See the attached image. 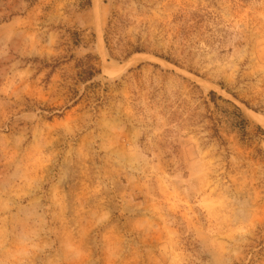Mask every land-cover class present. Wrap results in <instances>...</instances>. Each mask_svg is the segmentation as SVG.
<instances>
[{
    "label": "rangeland",
    "instance_id": "rangeland-1",
    "mask_svg": "<svg viewBox=\"0 0 264 264\" xmlns=\"http://www.w3.org/2000/svg\"><path fill=\"white\" fill-rule=\"evenodd\" d=\"M0 264H264V0H0Z\"/></svg>",
    "mask_w": 264,
    "mask_h": 264
},
{
    "label": "trees",
    "instance_id": "trees-1",
    "mask_svg": "<svg viewBox=\"0 0 264 264\" xmlns=\"http://www.w3.org/2000/svg\"><path fill=\"white\" fill-rule=\"evenodd\" d=\"M89 73H91V72H89ZM210 94L212 95L211 99L213 100L214 99L213 97H215V93L211 91Z\"/></svg>",
    "mask_w": 264,
    "mask_h": 264
}]
</instances>
